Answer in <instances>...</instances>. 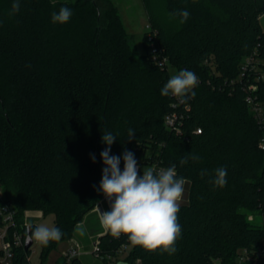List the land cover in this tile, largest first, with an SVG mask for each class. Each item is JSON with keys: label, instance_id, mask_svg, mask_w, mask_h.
<instances>
[{"label": "trees", "instance_id": "1", "mask_svg": "<svg viewBox=\"0 0 264 264\" xmlns=\"http://www.w3.org/2000/svg\"><path fill=\"white\" fill-rule=\"evenodd\" d=\"M13 2L0 0V206L15 209L25 239L26 222L34 229L37 217H54L63 236L42 246V264L60 243L76 238L88 249L104 233L93 210L104 197L105 132L117 138L110 155L121 157V171L125 150L137 163L149 150L164 169L175 164L186 183L175 254L149 252L107 232L95 264H108V256L117 264H235L243 248L261 243L264 226L248 216H264L263 131L247 98L264 114V65L252 66V57L264 60V0H143L167 65L134 55L112 4L104 12L98 0H19V12L10 16ZM61 7L72 16L53 23ZM183 9L190 17L181 23L176 13ZM184 69L198 78L195 97L180 103L162 96L172 71ZM173 113L179 131L165 125ZM183 158L188 162L181 165ZM218 168L227 170L223 188L210 182ZM124 245L130 249L120 260ZM30 253L15 249L12 264H28ZM84 257L90 256L70 264H84Z\"/></svg>", "mask_w": 264, "mask_h": 264}, {"label": "clouds", "instance_id": "2", "mask_svg": "<svg viewBox=\"0 0 264 264\" xmlns=\"http://www.w3.org/2000/svg\"><path fill=\"white\" fill-rule=\"evenodd\" d=\"M19 0H14L9 15L19 12ZM181 23L186 22L190 13L187 9L180 10ZM72 11L61 7L59 12H53V23L65 24L70 20ZM199 83L193 71L184 69L173 75L161 89L162 96H173L184 103L186 98H194L192 91ZM191 93V96H189ZM135 130H128V138H133ZM111 132L102 135V143L108 145L100 156L105 167L99 190L110 202V210L101 212L100 223L113 237L127 236L130 243L140 246L149 252L160 251L173 255L176 253V241L181 237V226L178 222L180 202L183 198V177L177 178L176 165L158 172L146 169L140 174L137 161L132 152L125 150L122 154L124 167L120 169V156L110 155L111 145L116 140ZM198 159L196 156L191 157ZM95 160V157H93ZM188 162L187 158L179 161L181 165ZM206 173L202 170L201 175ZM227 170L218 168L215 177L210 181L214 187L223 188L226 183ZM76 231L84 234L82 225H77ZM63 233L59 228L40 224L33 229L31 223L26 225L25 243L37 242L47 246L50 241L59 242Z\"/></svg>", "mask_w": 264, "mask_h": 264}, {"label": "built area", "instance_id": "3", "mask_svg": "<svg viewBox=\"0 0 264 264\" xmlns=\"http://www.w3.org/2000/svg\"><path fill=\"white\" fill-rule=\"evenodd\" d=\"M155 34L152 32L150 34L149 38L152 41L153 48H156L153 42V37ZM153 59L158 60L159 58L153 57ZM168 61L166 59H159L158 64L159 65H167ZM251 65V62H247V67ZM252 90H255V87L252 88ZM248 103L251 105L252 112L254 113L256 119L258 120L259 124L261 125L263 136L259 143V148L264 152V114L263 109L256 103L254 97L250 95L247 98ZM180 118L178 114L173 113L172 115H169L165 120V125L167 128L179 131L180 127ZM198 133H201V130H198ZM149 150L145 151L144 158L142 161L137 163V167L140 170V174L142 175V172L146 169H153L155 171H159L160 169H164V167L161 165V162L159 159L152 160ZM2 197V192L0 189V199ZM0 215L2 217V226L0 227V264H12V260L14 257V250L18 249L20 247L25 246V237L23 233L18 231L17 224L15 222V215L16 211L15 209L8 204H4L0 206ZM248 220L250 222H254L255 215H249ZM28 223H25V226ZM107 233V231L104 229V233L100 234L98 237H96L90 248L86 249L82 245L77 244L76 247L72 246L70 247L65 253L63 259H65L67 264L72 263L75 259L81 258L83 256H93L95 259L101 260V240L100 238ZM129 247L124 245L121 248L120 255L122 252L125 251V249H128ZM108 264H117V260L114 258L108 256ZM121 260V259H120ZM28 263H30V257H28ZM213 264H221L220 259H214ZM235 264H264V239L261 241V243L258 246L250 247V248H243L236 259Z\"/></svg>", "mask_w": 264, "mask_h": 264}, {"label": "rangeland", "instance_id": "4", "mask_svg": "<svg viewBox=\"0 0 264 264\" xmlns=\"http://www.w3.org/2000/svg\"><path fill=\"white\" fill-rule=\"evenodd\" d=\"M63 2L73 3L75 0H61ZM101 5L102 10H105L112 5L117 9V12L122 20L123 26L125 31L127 32V41L128 44L137 58H140L146 54L151 55L152 57H157L161 59L160 52L157 48H153L152 41L150 40L149 36L152 34V28L150 24V15L145 8L143 0H98ZM158 13L159 18L162 20L163 24L167 27L172 25V22L166 16L163 8L161 6H157L155 9ZM253 64L252 66L257 71H262L261 65H264V60H261L256 57H252ZM246 62L250 63L251 60L246 59ZM172 71V70H171ZM172 75H176L174 71H172ZM151 151H148V153ZM98 208H103L104 211L110 210V202L104 196L101 201L98 202L96 207L93 211H98ZM252 215V214H251ZM100 217V214H99ZM254 223L256 225L264 226V216L262 215H255ZM40 224L47 225L49 227L54 226V217L52 215L43 217L39 216L35 219L34 225L38 226ZM77 244L80 242L76 238H71L69 241H64L60 243L56 249H54L48 259L43 264H58V262L63 259L64 253L72 246L76 247ZM81 245V244H80ZM130 247L125 249L124 252L120 255V259H124L126 254L128 253ZM30 253V263L28 264H42L41 263V251L42 245L34 242V245L31 248ZM84 264H95L96 259L93 256L84 257L83 258ZM100 264V262H97Z\"/></svg>", "mask_w": 264, "mask_h": 264}, {"label": "water", "instance_id": "5", "mask_svg": "<svg viewBox=\"0 0 264 264\" xmlns=\"http://www.w3.org/2000/svg\"><path fill=\"white\" fill-rule=\"evenodd\" d=\"M100 211L101 212H104V209L103 208H100ZM34 245V241H32L31 243H25V250L26 251H30L31 250V248H32V246ZM118 264H125V263H123V262H119Z\"/></svg>", "mask_w": 264, "mask_h": 264}, {"label": "crops", "instance_id": "6", "mask_svg": "<svg viewBox=\"0 0 264 264\" xmlns=\"http://www.w3.org/2000/svg\"><path fill=\"white\" fill-rule=\"evenodd\" d=\"M80 244L87 249V246L85 243L80 242Z\"/></svg>", "mask_w": 264, "mask_h": 264}]
</instances>
